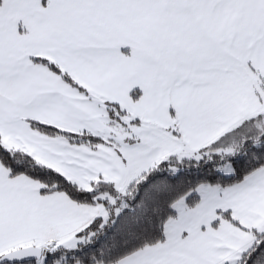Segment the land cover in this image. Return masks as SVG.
Listing matches in <instances>:
<instances>
[{"label": "snow or ice", "instance_id": "6c2138e0", "mask_svg": "<svg viewBox=\"0 0 264 264\" xmlns=\"http://www.w3.org/2000/svg\"><path fill=\"white\" fill-rule=\"evenodd\" d=\"M0 264H264V0H0Z\"/></svg>", "mask_w": 264, "mask_h": 264}]
</instances>
